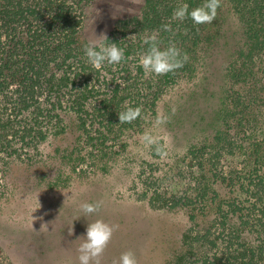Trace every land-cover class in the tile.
I'll return each mask as SVG.
<instances>
[{
    "label": "trees",
    "instance_id": "obj_1",
    "mask_svg": "<svg viewBox=\"0 0 264 264\" xmlns=\"http://www.w3.org/2000/svg\"><path fill=\"white\" fill-rule=\"evenodd\" d=\"M88 1L0 0V149L10 148V140L18 132L22 135V147L35 149L36 143L46 141L49 135L58 136L69 130L73 143L70 150H63L62 164L70 167L72 172H83L82 165L89 161L90 165L99 164L97 168L105 173L102 157L113 151V144L107 143L111 141L119 148L124 147L125 134L133 130L143 131L144 126L152 124L159 112L156 107L165 102L166 108L170 96L176 92L172 90L178 88L181 92L184 89L180 81L184 85L191 82L190 86L195 85V64L202 60L203 80L199 90L208 87L205 83L209 81L204 76L220 75L223 82L222 86L218 83L220 87L227 93L230 87L233 90L231 95L227 94V98L237 96L231 104H218L215 107L209 118L211 130L208 133L199 132L202 135L200 142L185 143V153L174 154L173 161L168 156H154L156 166L168 164L178 168V165H182L190 168L188 170L193 177L192 183H187L186 194L178 198V203L173 197L165 199L168 201L160 206L173 208L176 203L183 204L184 199L185 202H192V199L195 201L205 196L207 191L217 196L216 183L233 186L237 183L241 190L247 189L244 184L254 183L260 192L256 202H261L259 207L262 213L251 214L257 207L256 202L248 208L245 204L231 203L227 209H223L221 216L228 219V213H232L235 221L229 219L228 223L220 219L219 222L227 224V247L234 243L242 246L234 251L231 258L226 257L225 264H262L264 127H260L262 120L258 121L257 112L240 115L233 120L229 118L247 111L264 99V65L261 66L264 60V0H221L215 19L210 24L202 25H194L191 19L174 20L172 16L177 7L187 4L191 11L204 0H145L141 14L121 19V26H117L107 37V43L114 42L124 50L125 60L117 65L105 64L100 70L87 62L83 51L87 44L82 46L77 34L82 15L79 17L73 2L79 6ZM166 24L170 25L172 31L163 30L162 26ZM153 33H158L162 46L175 43L182 54H187L188 60L174 72L161 77L149 76L141 81L135 73L143 74L144 71L139 64L136 65L137 70H133V61H138L147 48L143 43L144 38ZM139 81L137 86L142 98L138 93H125L132 82L136 84ZM235 85L237 90L234 89ZM100 95L102 97L98 100ZM127 97L133 102L130 101L128 107L143 104L150 116L145 120L142 109L141 117L133 123L119 124L118 112L127 108L125 105L121 107L120 103ZM224 99L220 97L219 103H223ZM9 100H12L11 107L18 111L15 115L6 112ZM170 107L166 113H162L168 119L172 114L182 113L181 106L178 109ZM166 127L174 129L171 125ZM256 135H261V140ZM18 150L21 148L13 146L10 152ZM178 151L179 148L174 150ZM238 152L243 154L244 159L233 162ZM229 158L231 161L227 162ZM223 162L231 165L220 170L217 164ZM237 164L241 166L237 167ZM60 177L61 174L57 176ZM61 180L64 181L63 178ZM155 191L152 197L157 199L159 195H155ZM229 191L234 190L230 188ZM244 208L248 212L245 215ZM9 232L12 234L9 237L11 241H19L16 234H22L21 231ZM25 232L28 233L26 238L43 248L36 259L29 258L35 264L38 261L46 264L69 256V253L65 255L62 251L63 239L53 248L46 239L38 238L35 230L28 228ZM190 239L189 234L182 235L185 253L198 248L199 242L193 243ZM183 257L181 252L175 261L168 264H182ZM214 262L219 263L220 259L215 258Z\"/></svg>",
    "mask_w": 264,
    "mask_h": 264
},
{
    "label": "rangeland",
    "instance_id": "obj_2",
    "mask_svg": "<svg viewBox=\"0 0 264 264\" xmlns=\"http://www.w3.org/2000/svg\"><path fill=\"white\" fill-rule=\"evenodd\" d=\"M144 1L89 0L87 4H79V6L73 2L77 7L76 12L79 17L80 14L82 15V22L77 32L82 46L84 43L88 45L95 41L101 35L108 37L111 31L121 26V19L137 17L141 14ZM201 63L202 60L195 64L196 77L193 80H196L195 85L190 86L192 82L184 85L180 81V86L184 89H181V92L178 88L172 90L176 92L178 90V93L173 92L166 108L164 107L165 102L156 107L159 111L157 115L166 113L170 106L173 109L181 106L182 113L179 111L175 115L172 114L168 122L159 128L153 127L156 119L154 116L153 123L144 126L143 131L133 130L125 134L123 141L126 145L124 147L119 148L120 146L115 142L109 141L107 144H113V151L102 157V164L106 166L105 173L97 168L99 164L96 166L91 164V166L89 161L86 165H82L83 172H72L70 167L62 164L63 150H70L73 143V136L72 133L69 134V130L58 136L49 135L46 141L37 142L35 149L22 147V135L18 132L10 142L11 147H20L21 150L11 153V147L6 150L0 149V264H35L29 258L36 259V255H39L43 248L32 242L30 238H26L28 233L24 231L28 228L35 230L38 238L43 237L53 248H56L63 239L64 250L62 251L65 255L69 253V256L59 260L57 258L46 264H79L77 249L82 239L77 238L85 234L88 223L98 219L118 226L101 258V264H113L114 261L119 260L122 253L129 250L135 253L138 264H168L170 261H175L176 256L181 252L184 255L182 264H215V258L220 259V262L216 264H225L226 257L231 258L235 254L234 251L242 246L234 243L227 247V224H221L219 221L225 219L229 223L231 219L234 222L235 215L228 213L227 219L223 218L221 213L231 203L245 204L248 208L256 202L260 192L257 191L255 184H244L247 188H244L247 190L245 193V190H241L237 183L235 186L228 183H216L214 187L217 196L207 191L206 195H202L200 199L195 201L192 199V202H185L184 199L183 204H177L178 198L186 194L187 183L193 181L188 170L190 168L182 165L175 168L168 164L166 166H161V164L158 167L153 161V159L156 160L154 158L156 154L152 155L154 151L143 150L140 144V137L145 132H152L167 146V156L173 161L174 154L185 153V143L200 142L201 134L211 130L209 126L212 123L209 122V118L218 104L220 106L231 104L237 95L227 98V94L231 95L233 90L230 87L227 93L220 87L218 83H221V86L223 84L220 75L215 77L212 74L208 78L204 76V79L209 81L205 83L208 87L203 88L202 91L199 90L203 80ZM133 64H135L133 70H137L136 65L139 64V60H134ZM263 65L264 60L261 63V66ZM135 74L140 76L141 81L149 78L145 73L141 74L136 71ZM139 83L140 81L136 84L132 82L125 93H138L142 98V92L137 86ZM101 97L102 95L98 100ZM220 97L225 98L223 103H219ZM130 101L132 102L131 98L127 97L120 103V106H127L131 103ZM10 102L12 100L7 102L6 112L15 115L18 111L11 107ZM143 106L141 104L138 107L143 109L146 120L150 112L147 107L143 108ZM135 107L137 106H133ZM247 111L235 114L229 119L233 120L237 116L257 112L258 121L262 120L260 127H264V99ZM166 125L174 126V129H167ZM256 138L261 140L262 137L256 135ZM178 148L179 151L174 152ZM243 157V154L238 152L232 161H243ZM229 161L231 158L227 160ZM226 165L231 164L223 162L217 164V167L225 170ZM239 166L241 165L237 164V167ZM59 174L61 177L57 178ZM46 180L50 185H46ZM230 188L234 191H229ZM155 189V195L156 193L159 195L157 199L152 197ZM173 197L177 199L173 208L160 206L164 201ZM38 201L41 207L33 212ZM97 202L101 204L100 210L85 216L80 206L83 203L95 204ZM256 204L257 207L251 214L260 215L262 211L259 206L262 204L261 202H256ZM243 212L244 215L248 213L245 208ZM31 216L43 217V219L34 220L32 225ZM216 216L219 217L217 220ZM189 217L192 219L190 220ZM42 224L47 225L46 228L41 229ZM71 229L72 234L69 235ZM14 230L22 232V234L20 232L16 234L19 241L13 242L9 238L12 236L9 231ZM183 234H189L193 243L198 241V248L185 253L182 244ZM260 262L264 264V256ZM36 264L43 263L38 261Z\"/></svg>",
    "mask_w": 264,
    "mask_h": 264
},
{
    "label": "clouds",
    "instance_id": "obj_3",
    "mask_svg": "<svg viewBox=\"0 0 264 264\" xmlns=\"http://www.w3.org/2000/svg\"><path fill=\"white\" fill-rule=\"evenodd\" d=\"M221 7V0H204V2L189 11L187 4L177 7L172 19L183 21L191 19L194 25L210 24L217 15V10ZM164 31H172L170 25H163ZM106 35H101L95 41L90 42L84 48V53L87 62L96 70H100L105 64L117 65L125 60V52L119 48L116 43H107ZM143 43L147 45L144 52L140 54L139 66L143 69L146 76L161 77L170 72H174L182 68L188 60L186 53H181V50L176 47L175 43H169L167 46H162V41L158 38V33H153L144 38ZM140 107H127L126 110L118 112L119 124H131L141 117ZM168 122V117L158 114L153 127L159 128ZM140 144L143 150L154 151L156 155L165 158L167 146L161 143L157 135L152 132H145L140 137ZM41 207L39 201L33 212ZM101 204L83 203L80 208L85 216L97 213L100 210ZM43 217L31 216V223L34 220H42ZM47 225L42 224L41 229ZM118 226L110 225L102 219L88 223L86 232L83 236L77 239H82L77 251L79 264H101V258L108 247L114 232ZM72 234V229L69 235ZM113 264H138L135 253L131 250L121 254L118 261Z\"/></svg>",
    "mask_w": 264,
    "mask_h": 264
}]
</instances>
